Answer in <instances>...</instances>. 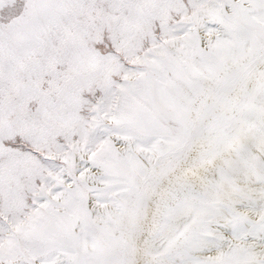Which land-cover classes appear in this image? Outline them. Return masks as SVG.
Segmentation results:
<instances>
[{"label": "snow or ice", "instance_id": "1", "mask_svg": "<svg viewBox=\"0 0 264 264\" xmlns=\"http://www.w3.org/2000/svg\"><path fill=\"white\" fill-rule=\"evenodd\" d=\"M0 264H264V0H0Z\"/></svg>", "mask_w": 264, "mask_h": 264}]
</instances>
